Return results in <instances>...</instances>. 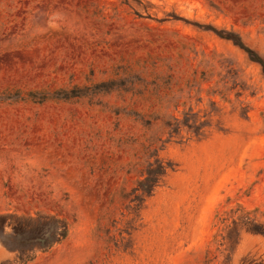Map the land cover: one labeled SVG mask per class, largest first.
<instances>
[{"label":"rangeland","instance_id":"1","mask_svg":"<svg viewBox=\"0 0 264 264\" xmlns=\"http://www.w3.org/2000/svg\"><path fill=\"white\" fill-rule=\"evenodd\" d=\"M226 38L264 62V0H0V264H264V75ZM40 216L65 235L19 245Z\"/></svg>","mask_w":264,"mask_h":264},{"label":"trees","instance_id":"2","mask_svg":"<svg viewBox=\"0 0 264 264\" xmlns=\"http://www.w3.org/2000/svg\"><path fill=\"white\" fill-rule=\"evenodd\" d=\"M233 41V43L242 49L250 61L258 63L264 75V62L258 58L254 52L244 47L238 38H226ZM147 183L151 185L152 181L147 179L142 187L147 189ZM4 217H0V222ZM24 222H18L12 226V235L15 237L16 242L22 246H36L41 249H46L52 244L56 243L59 238L65 235L62 223L57 219L51 217H35L24 218Z\"/></svg>","mask_w":264,"mask_h":264}]
</instances>
